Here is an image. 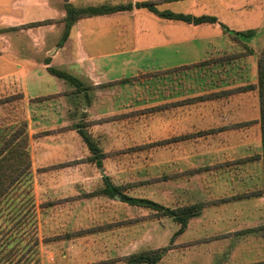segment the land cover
<instances>
[{
    "label": "crops",
    "instance_id": "1",
    "mask_svg": "<svg viewBox=\"0 0 264 264\" xmlns=\"http://www.w3.org/2000/svg\"><path fill=\"white\" fill-rule=\"evenodd\" d=\"M143 3L154 4L156 13L144 7H137L138 4ZM67 6L79 10L101 7H122L123 9L66 24ZM163 13L182 15L189 17L191 21L167 19L161 16ZM205 18L210 21L206 20V22L198 24L194 22L195 19ZM35 23L43 24L30 26ZM249 31H252L254 36L250 39H241L242 43L230 39L229 32L240 35ZM263 31L264 0H0V67L3 68L0 71V84H7V88L11 84L12 88L23 96L22 101L29 104L24 120L28 123L30 138V158L40 243L63 241L62 243L71 245L74 239L77 237V240L82 239L89 232L79 230L82 234L73 235L76 233L75 230L65 226V230L61 233L52 232L53 234L44 237V240L41 237L42 228L46 234L51 233V230L44 225L56 221L58 217L52 219L51 215L61 204L68 205V207L63 208L65 216H59L61 219L57 220L65 222L67 216L69 217L74 211L84 214L81 208L83 207L82 203L86 201L85 198L107 194L104 192L106 187L91 193H80L83 191L78 189H85V180H92L94 172H81L82 168L78 167L79 165H84V170H87V167L96 166V169L101 173L106 161L111 162L123 153L133 152L135 148H139L136 149L138 151L150 148V144H143L129 151L106 150L92 139L100 152L105 155L101 159L102 166L98 167L94 162H90L91 153L88 155L89 149L76 129L79 126L89 135L90 127L117 126L124 119L136 116L135 112L127 111V106L134 100L133 93H131L132 86L138 83L140 78L132 83L111 86L105 84L153 72L140 70L149 67H159L162 69L160 71L191 67L185 70L189 74H193L194 70L200 69L198 72L200 73L206 69L207 75L200 79L201 87H198L196 83L197 77L187 76L184 79H177L182 76H176L175 87H172L167 85L170 76H160L162 101H160V105L156 106L170 104L158 111L164 113L165 120L168 119L167 116L173 118L174 125L166 129L164 139L158 142V146L164 147L168 153L174 151L173 160L164 162L165 164L168 162L174 164L175 171L154 178L157 180L151 184L148 183L151 179L128 183L137 185L123 190L122 193L129 197L150 200L131 196L130 192L140 187L168 182L175 185V194L177 195L171 198L172 195L164 193L162 196L163 194H160L162 196L160 199H166L173 205V207L165 209L209 203L202 208L197 216L188 221L183 231L178 233L180 225L176 223L178 230L173 235V248L169 250L171 252L180 248L214 243L217 240L228 241L236 236L248 235L264 226L263 218L255 222L252 216V218L248 217L249 220L244 222L245 224L240 228L235 227L223 234L190 236L188 239L185 237L189 231L192 232L196 228L197 220L204 226L203 230L205 231V226L209 222L206 216L211 210L231 208L232 211H235L237 206L247 204L253 205L254 209L264 206V197L261 194L252 198H240L248 193H260L264 186L259 117L253 120H234L235 122L232 123L213 124L204 129L199 128L193 121L195 115H207L206 112L214 111L212 107L214 105L223 106L237 99L241 100V103H246L243 98L247 99L246 96L249 94L256 96V93L251 92L202 102L191 101V99L205 94L231 89L226 85V73H216L215 71V69L222 68L221 66L208 68L193 67L194 65L225 52H244L242 44L247 45L256 54L253 40L259 34L263 35ZM107 44L110 46L108 53L99 54ZM90 49L99 52L91 54ZM253 55L242 57L235 63L241 65L246 63V67L251 68L252 79L248 82L252 84L256 82L255 58L258 56L257 54L256 57ZM102 61H105V64L107 61L117 63L119 67H134L137 72L131 74L130 77L116 81L101 82L98 77H94V73L96 69L103 68ZM49 69L65 72L91 89L77 93L76 87L73 86L74 88L71 89L69 86L68 88L67 85L70 83L52 75ZM74 75H78L83 80ZM217 79L220 81L216 86ZM246 84L248 83H244V85ZM203 86L204 91H202ZM214 89L217 91L214 92ZM89 94L92 97H89ZM82 95L86 97L83 98ZM41 98L46 100L33 102ZM81 100L83 101L81 106H76V109H73L72 106L77 105ZM121 106H126L122 112L118 111ZM72 111L74 113L72 116L74 118L77 116L79 122L66 125L63 121L64 116L70 118ZM216 111H218V115L224 116L222 109H215ZM233 114L237 115L235 112ZM246 122L252 123L245 125ZM210 131L214 132L209 133ZM69 135L75 136L76 141L81 140L83 144H81V152L85 154L83 158L76 157L77 155L72 157L74 156L72 147L67 142L65 144L64 140ZM117 135L116 130L114 139L116 143ZM98 140L101 138L98 137ZM35 144L36 149L34 148ZM169 147L173 150L168 151ZM60 157L62 159H59ZM38 164L41 167L38 166L36 171L35 166ZM57 170H59L58 173L67 171L65 172L67 176L56 173L51 179L50 173L54 174V171ZM36 175L41 176L42 179L38 177L39 180ZM196 190L202 193L201 196H198L199 198L196 197ZM61 194L64 196L61 197ZM114 196L119 197L118 195ZM222 199L230 200L218 202ZM153 202L161 207L164 206L160 202ZM71 205L76 206V209ZM235 216L238 215L234 214L233 217ZM247 223L258 224L248 227ZM125 224L130 223L123 225ZM111 226H104L100 231L112 229ZM130 242L129 240L122 242L124 244L121 247V252L113 250L108 258H102L101 261L76 264H127L126 261L121 260L123 257L145 251L133 252V244ZM81 244L82 242H80ZM85 248L71 246L70 250L67 249L69 253L67 250L63 253L66 257L65 260L71 257L73 261L74 258L76 261L77 257L88 255ZM159 248L160 246L148 250H160ZM114 252L116 253L115 258L113 257ZM212 253L210 250H205L202 254L206 258L201 259L202 262H211L212 256H214ZM221 253L219 254L221 255ZM41 262L43 264L42 259Z\"/></svg>",
    "mask_w": 264,
    "mask_h": 264
},
{
    "label": "rangeland",
    "instance_id": "2",
    "mask_svg": "<svg viewBox=\"0 0 264 264\" xmlns=\"http://www.w3.org/2000/svg\"><path fill=\"white\" fill-rule=\"evenodd\" d=\"M262 33L263 35L259 34V36L254 37L255 40H253V47L256 50L257 55L264 49V31ZM88 48L90 47L88 46ZM108 48H110V46L107 44L104 45V48L101 50V52L93 51V49H90L89 52L91 54H98V52L99 54H105L108 50H110ZM256 54L253 56L256 57ZM103 63L104 65L103 68H101L102 70L98 68L94 73V77H98L101 82L116 81L124 77H130L131 74L137 72L135 71L134 67H119L117 63L108 61L106 64L105 61H102L101 64ZM246 66V63H242V65L237 63L235 66L223 67L219 68L218 70L215 69V71L216 73L225 72L226 85L230 86V88H233L235 86H242L244 83L249 84L248 81L252 79V72L250 71L251 68ZM2 70L3 68L0 67V71ZM63 70L65 71V69ZM140 70L143 72H154L160 71L162 69L159 67H149L147 69ZM199 71L200 69L194 70L193 74H189V72L184 71L182 73L163 74L162 76H170L168 77L169 79L167 80V85L172 87H175L174 84L176 76H182L178 77L177 79H184L187 76H193L194 78L197 77L196 83L198 87H201L200 79L207 74L205 73L206 69L198 73ZM74 76H77L79 79H81L78 75ZM138 81V83H135L134 86H132L133 90L131 93H133L132 96H134V100L132 101V104L127 106V111L135 112L136 116H130L127 119H124V121L118 123L117 126L107 125L95 128L90 127L88 131L91 139H93L94 142L96 141L99 146L106 150L118 149L121 151H129L130 149L143 144H150V148L144 151H138L136 150L137 148H135L133 152L128 154L123 153L113 159L111 162L106 161L104 164V169L101 173L100 170L96 169V166H94L95 168L87 167V170H84V165H79L78 167L82 168L81 172H94V178H92V180H85V187L82 183V186L85 189H78L79 191H83L80 193H91L96 190L104 189L106 187L105 181L107 179H110L109 181H111L110 183L113 186H124L128 183L154 179L175 171L174 164H169V162L165 164L164 162L165 160H173L172 155L174 151L168 153L164 147H159L158 145L153 146L154 143H158L159 141L163 140L166 129L173 127L174 125L173 118L167 116L168 119L165 120L163 115L164 113H161L157 110H150L153 106L160 105V101H162L160 93L161 87L159 85L160 78H140ZM219 81L220 80L217 79L215 82L216 86ZM9 86L10 87L7 88V84H0V99L8 96L19 95V93L16 92L14 88H12L11 84H9ZM67 86L68 88L70 86L71 89L74 88L70 84ZM203 88L204 86L202 87V91L205 90ZM213 91L215 92L217 90L214 89ZM120 95H122V93H120ZM85 97L83 96V98ZM89 97H92V95L89 94ZM246 98L247 99L243 98L246 103H241V100L237 99L235 101L232 100L231 103L225 104L223 106L214 105L212 106L214 111H211V113L206 112L207 115H195V120L193 118V121H195V124H197L199 128L204 129L206 127H210V125L213 124L216 125L218 123L225 122L232 123L235 122L234 120L246 121L258 118L259 106L257 95L255 96L249 94L246 96ZM82 102L83 101L81 100L77 105H73L72 108L76 109V106H81ZM28 105L29 104H26L25 101L18 99L0 107V125H5L8 122L11 123L13 121L23 119L27 111L26 109H28ZM77 109H80V107H77ZM125 109L126 106H121L118 108V111L122 112V110ZM215 109H222V115L224 116L218 115V111L215 112ZM75 112L78 113L77 110H75ZM234 112L237 115H234ZM215 113L217 114L215 115ZM73 114L74 113L72 111L70 118L64 116L65 119H63V121L66 125L78 124L79 121L77 120V116L74 118L72 116ZM93 116L95 117V115ZM116 130L118 132L117 143L114 140L116 138ZM252 131L254 133V128ZM77 132H75L76 135H78ZM98 137H100L101 140H98ZM64 140L65 144L67 142L72 147L74 152V156L72 157L77 155L76 157L83 158L85 156V154L81 152L82 142L80 139L76 141L77 138H75V136L69 135ZM34 148L36 149V144L34 145ZM171 149L172 148L169 147L168 151ZM88 155H90L89 151ZM59 159L62 158L60 157ZM38 166L41 167L39 164L35 166L36 171ZM58 171L59 170L54 171V174H52L53 172L50 173V175H52L51 179L54 178V175L58 173ZM65 172L67 171L64 170L57 175L63 174V176H67ZM36 177H40L42 179L41 176L36 175ZM40 178L38 179L40 180ZM165 183L168 182L140 187L139 189L131 191L130 195L148 198L152 201H156L158 203L160 202L161 205H164L162 206L163 208H171L173 207L171 203L166 201V199L162 200L160 198L164 196V193H166V195H172L171 198H174V196L176 197L177 194H175V185L173 183H168L165 185ZM219 187L221 186L219 185ZM160 194L163 195L161 196ZM178 194H180L179 191ZM201 194V192L196 190L197 198H199L198 196H201ZM63 196L64 194H61V197ZM84 200L86 201L82 203L83 207L81 208V210L83 209L84 214L80 213L79 211H74L69 215V217L67 216L65 222H59L57 220L61 219L59 216H65L63 208L66 206L68 207V205L61 204L51 215L52 219L56 216L58 217L56 221L46 223L45 225L43 224L44 227H48V229L51 230V233L46 234L45 230L42 228V239L52 235L53 233H61V231L65 230V226L75 230V232H79V230L89 231L82 237V239L77 240L78 237L74 239L73 242H71V245L64 244L62 243L63 241H56L47 244L42 242L40 245V257L43 261V264H76L80 262H98L101 261L102 258H108L113 250L121 252V247L124 244L122 242L126 240L131 241L130 243L133 244V252L137 250L156 249L160 246L159 249L162 250L161 260L156 264H247L264 261V231L260 230L259 228L248 235L236 236L228 241L217 240L214 243L210 242L204 243L202 246L183 249L180 248L171 252L169 250L173 248V235L178 230V226L173 222L172 219L168 217L154 218L153 215L157 214L156 210L131 206L130 204L121 201L119 197L110 196L107 194H99L92 198H85ZM71 207H75L76 209V206L74 205H71ZM208 213L209 214H207L206 217L207 220L209 219V222L208 225L205 226V231L203 230L204 226H202L200 224L201 222L197 220L196 228L192 232L189 231V234L185 236L186 239H188L190 236L199 237L204 236L205 234L219 235L226 233L229 230H233L235 227L240 228L241 225L245 224L244 222L249 220L248 217L252 218V216L255 219V222H258L260 218H263L264 220V206L254 209L253 205L251 204L237 206L235 211H232L231 208H228L226 210H211ZM234 214H237L238 216L233 217ZM124 223L130 224L123 225ZM247 224V226L250 227L253 224L257 225L258 223ZM109 225H112V229L100 231L101 228L104 226L109 227ZM91 230L92 232H90ZM80 242H82L81 245ZM71 246L78 248L86 247L85 249L87 250L88 255L79 256V258L77 257L76 261L75 258L73 261L71 257H69V259H67V263V260H65L66 257L63 253L67 249L71 248ZM205 250H210L213 252L212 254H214V256H212V261L209 263L202 262L201 260L206 258L202 254ZM218 252H222L221 255ZM115 256L116 253L113 257L115 258Z\"/></svg>",
    "mask_w": 264,
    "mask_h": 264
},
{
    "label": "trees",
    "instance_id": "3",
    "mask_svg": "<svg viewBox=\"0 0 264 264\" xmlns=\"http://www.w3.org/2000/svg\"><path fill=\"white\" fill-rule=\"evenodd\" d=\"M137 7H144L148 10L156 13L154 4L143 3L138 4ZM122 7H101V8H89V9H74L70 6L66 7L67 18L66 24H72L76 20L92 17L99 14H107L122 10ZM162 17L173 20H181L190 22L189 17L182 15H174L171 13H163ZM210 19H195V23H203ZM43 23H35L30 26H37ZM230 39L234 42L242 43L241 39H250L254 36L252 31L244 34H233L229 32ZM244 52L241 53H223L213 58H210L202 63L194 65L193 67H215L221 66H234L236 61L242 57L252 56L253 50L247 45L242 44ZM191 67H182L166 71H154L141 75L136 78H126L120 81L107 83L106 86L132 83L139 78H153L158 79L163 74L182 73ZM52 75L63 79L76 87V92L79 93L82 90H90L91 87L84 86L79 80L73 76L65 73L49 69ZM104 85V86H105ZM256 93L259 106V126L261 135V160L263 171V183H264V49L256 58V82L249 83L242 86H236L231 89L221 90L219 92L205 94L197 98L191 99L193 102H202L207 100H215L219 98H226L235 95H241L246 93ZM21 94L17 96H8L0 99V107L7 105L14 100H22ZM46 99H37L33 102H42ZM181 104V103H180ZM174 105V104H173ZM165 106L161 105L152 108L153 110H162ZM252 122H246L245 125H249ZM242 125V124H241ZM83 142L88 147L91 156L90 162H94L98 167H101V159L104 158L100 150L96 147L90 136L79 126L76 127ZM214 131H210L212 133ZM216 132V131H215ZM208 134V133H207ZM28 134V123L26 120L20 119L0 125V264H41L40 257V240L38 237V219H37V206L34 196V184H33V172L30 158V144ZM159 143H154L153 146H157ZM145 148V147H141ZM139 149V148H137ZM249 160V159H247ZM246 160V161H247ZM253 160V158H251ZM157 179H151L148 183H154ZM106 188L104 192L110 196L118 195L121 201L133 206L149 208L156 210L157 214L153 215L154 218L168 217L173 222L180 225L181 232L185 229L188 221L191 218L197 216L202 208L209 203L195 204L186 207H180L177 209H165L147 199L133 198L124 195L122 192L137 184H126L124 186H113L108 180L105 181ZM264 197L263 190L259 193H248L240 198H252L259 195ZM230 199H222L218 202H228ZM46 206V205H43ZM264 231V226L260 228ZM84 233V232H83ZM82 232L73 233V235H79ZM162 250H145L134 253L127 257H123L121 260L126 261L127 264H156L161 259ZM251 264H264V261H259Z\"/></svg>",
    "mask_w": 264,
    "mask_h": 264
}]
</instances>
